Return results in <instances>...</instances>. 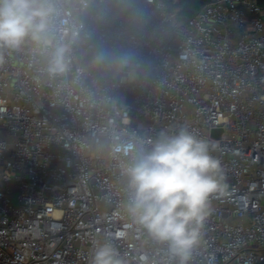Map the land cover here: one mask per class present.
<instances>
[{
    "label": "built area",
    "instance_id": "1",
    "mask_svg": "<svg viewBox=\"0 0 264 264\" xmlns=\"http://www.w3.org/2000/svg\"><path fill=\"white\" fill-rule=\"evenodd\" d=\"M33 2L42 39L0 46V264H91L104 243L180 264L128 211L124 167L181 127L215 146L226 185L184 264H264V4L181 19L165 0Z\"/></svg>",
    "mask_w": 264,
    "mask_h": 264
},
{
    "label": "clouds",
    "instance_id": "2",
    "mask_svg": "<svg viewBox=\"0 0 264 264\" xmlns=\"http://www.w3.org/2000/svg\"><path fill=\"white\" fill-rule=\"evenodd\" d=\"M46 12L33 0H0V46L19 47L27 38L39 42L46 31ZM64 49L49 61L52 74L66 70ZM215 146L186 127L161 132L150 149L141 147L124 167L130 189L128 211L154 239L166 242L184 264L197 243L209 213L210 197L226 185ZM91 264H124L110 244L96 246Z\"/></svg>",
    "mask_w": 264,
    "mask_h": 264
},
{
    "label": "trees",
    "instance_id": "3",
    "mask_svg": "<svg viewBox=\"0 0 264 264\" xmlns=\"http://www.w3.org/2000/svg\"><path fill=\"white\" fill-rule=\"evenodd\" d=\"M165 1L171 8L179 7V16L190 18L197 13L202 4L209 0H178L177 3H173L174 0ZM92 2L94 6L98 4V0H92ZM260 2L264 4V0H260Z\"/></svg>",
    "mask_w": 264,
    "mask_h": 264
},
{
    "label": "water",
    "instance_id": "4",
    "mask_svg": "<svg viewBox=\"0 0 264 264\" xmlns=\"http://www.w3.org/2000/svg\"><path fill=\"white\" fill-rule=\"evenodd\" d=\"M90 11V7L87 8V12ZM222 129H219V130H213V135L216 136V137H220L221 133H222Z\"/></svg>",
    "mask_w": 264,
    "mask_h": 264
},
{
    "label": "rangeland",
    "instance_id": "5",
    "mask_svg": "<svg viewBox=\"0 0 264 264\" xmlns=\"http://www.w3.org/2000/svg\"><path fill=\"white\" fill-rule=\"evenodd\" d=\"M76 1H79V0H76ZM88 1H92V0H88ZM173 3H174V2H173ZM179 18H181V19H185L186 17H182V16L180 15Z\"/></svg>",
    "mask_w": 264,
    "mask_h": 264
}]
</instances>
